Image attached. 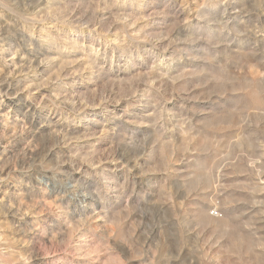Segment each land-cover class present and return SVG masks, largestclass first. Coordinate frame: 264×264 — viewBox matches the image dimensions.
I'll list each match as a JSON object with an SVG mask.
<instances>
[{
  "label": "rangeland",
  "instance_id": "obj_1",
  "mask_svg": "<svg viewBox=\"0 0 264 264\" xmlns=\"http://www.w3.org/2000/svg\"><path fill=\"white\" fill-rule=\"evenodd\" d=\"M0 264H264V0H0Z\"/></svg>",
  "mask_w": 264,
  "mask_h": 264
},
{
  "label": "bare ground",
  "instance_id": "obj_2",
  "mask_svg": "<svg viewBox=\"0 0 264 264\" xmlns=\"http://www.w3.org/2000/svg\"><path fill=\"white\" fill-rule=\"evenodd\" d=\"M33 55H35V54H33ZM54 61H55V57L54 56H47V57H43V58H38L37 57L36 60H35L36 73L39 74L41 72H46L45 70H49V68L52 66ZM68 188H71L72 190H78V184L77 183L69 184ZM78 196L85 202L89 203L90 201H93L92 194L84 193L83 191H79L78 192ZM212 214L215 215V214H217V212L216 213L212 212ZM95 217H97V216H95Z\"/></svg>",
  "mask_w": 264,
  "mask_h": 264
},
{
  "label": "built area",
  "instance_id": "obj_3",
  "mask_svg": "<svg viewBox=\"0 0 264 264\" xmlns=\"http://www.w3.org/2000/svg\"><path fill=\"white\" fill-rule=\"evenodd\" d=\"M210 212H216V210H211Z\"/></svg>",
  "mask_w": 264,
  "mask_h": 264
}]
</instances>
